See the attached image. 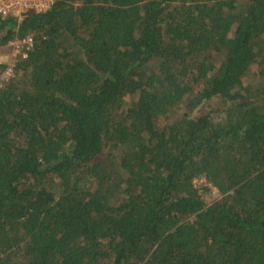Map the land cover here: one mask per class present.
Instances as JSON below:
<instances>
[{
    "label": "trees",
    "instance_id": "1",
    "mask_svg": "<svg viewBox=\"0 0 264 264\" xmlns=\"http://www.w3.org/2000/svg\"><path fill=\"white\" fill-rule=\"evenodd\" d=\"M28 34L0 86V264H264V0L0 16V50Z\"/></svg>",
    "mask_w": 264,
    "mask_h": 264
},
{
    "label": "built area",
    "instance_id": "2",
    "mask_svg": "<svg viewBox=\"0 0 264 264\" xmlns=\"http://www.w3.org/2000/svg\"><path fill=\"white\" fill-rule=\"evenodd\" d=\"M52 4L53 0H0V16H12L17 21H20L29 12H44L49 9ZM34 43V36L28 34L13 39L9 43L7 49L4 48V50H0V64H4L0 73V86L13 78L18 61L27 56V53L32 49ZM196 180L197 179L194 180V183ZM205 184L209 185V183L206 182Z\"/></svg>",
    "mask_w": 264,
    "mask_h": 264
},
{
    "label": "rangeland",
    "instance_id": "3",
    "mask_svg": "<svg viewBox=\"0 0 264 264\" xmlns=\"http://www.w3.org/2000/svg\"><path fill=\"white\" fill-rule=\"evenodd\" d=\"M3 50H4V48H3ZM3 55H4V52H3ZM220 106H221V100L220 99H214V100H211L208 102H204L202 105H200L197 108L196 112H209V111L215 110L216 108H218ZM184 110H185V105L182 104L181 107L177 110V112H178L177 115H173V118L175 116L177 117L178 114L183 113ZM205 182H206L205 179L199 178L195 181V185L199 189V191H200L203 199L205 200V202L207 204H210V203L216 201L220 197V195H219V193L215 187L211 186V184H209V185L205 184Z\"/></svg>",
    "mask_w": 264,
    "mask_h": 264
}]
</instances>
